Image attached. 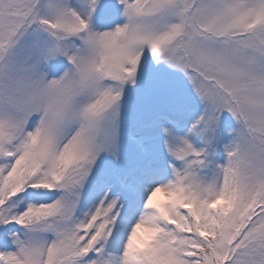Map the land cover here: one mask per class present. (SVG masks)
<instances>
[{
	"label": "snow or ice",
	"instance_id": "6c2138e0",
	"mask_svg": "<svg viewBox=\"0 0 264 264\" xmlns=\"http://www.w3.org/2000/svg\"><path fill=\"white\" fill-rule=\"evenodd\" d=\"M0 264H264V0H0Z\"/></svg>",
	"mask_w": 264,
	"mask_h": 264
},
{
	"label": "rangeland",
	"instance_id": "374dc122",
	"mask_svg": "<svg viewBox=\"0 0 264 264\" xmlns=\"http://www.w3.org/2000/svg\"><path fill=\"white\" fill-rule=\"evenodd\" d=\"M158 198H163V194H158Z\"/></svg>",
	"mask_w": 264,
	"mask_h": 264
}]
</instances>
